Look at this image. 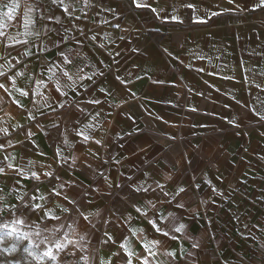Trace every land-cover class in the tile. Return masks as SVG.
<instances>
[{
	"label": "crops",
	"instance_id": "1",
	"mask_svg": "<svg viewBox=\"0 0 264 264\" xmlns=\"http://www.w3.org/2000/svg\"><path fill=\"white\" fill-rule=\"evenodd\" d=\"M13 2L1 223L73 241L61 264H264L261 0Z\"/></svg>",
	"mask_w": 264,
	"mask_h": 264
},
{
	"label": "snow or ice",
	"instance_id": "2",
	"mask_svg": "<svg viewBox=\"0 0 264 264\" xmlns=\"http://www.w3.org/2000/svg\"><path fill=\"white\" fill-rule=\"evenodd\" d=\"M53 3H59L64 11L67 13L68 9L70 7V5L68 4H64V0H52ZM136 2V0H134V3ZM231 2V0H230ZM261 3L264 4V0H261ZM142 5L137 3V7H140ZM19 4L15 2L12 4L7 5L8 8V12L5 13L4 15H7L8 19H13L14 18V12L19 8ZM32 7L29 6L27 8V10L24 13V27L27 29L28 26L30 24H34L35 21L30 17L29 13L32 11ZM153 11H155V9H153ZM69 15H71V13H68ZM0 35H3V33H0ZM17 43H19V41H17ZM68 63H71V61H67ZM2 67V66H0ZM5 72L4 71H0V76H4ZM19 75V73H18ZM63 76L67 77L69 80L72 79V75H70V73L68 71H64L62 73ZM262 75H264V73H262ZM83 78V77H81ZM88 79H91V77H88ZM257 87H260V85H257ZM0 88L4 89L5 91H7V89L5 88V85L0 83ZM59 90V89H57ZM21 94L27 96L28 93L25 91L21 90ZM264 118V117H262ZM85 139H87V137H85ZM97 143H99V141H97ZM5 159H7V157H5ZM7 167H12L11 164H8ZM4 172V168L0 167V173ZM35 175V173L33 174ZM50 175V174H49ZM37 179L39 177H36ZM180 191H184V189H180ZM27 207V205H25ZM39 205H36V208H39ZM64 211H67V209H64ZM46 216H48L51 219H59L58 216H52L50 215V213H46ZM151 224H153V226L156 228L157 232H163V230L159 227L156 226L155 221L150 220L149 221ZM24 224V220L16 218L12 221V224L10 225L9 223H0V241L3 240V238L5 236H12V235H16L18 239H28L29 238V233L24 232L21 233L18 228L15 225H23ZM184 225H181L179 228H176L175 231L179 232L183 229ZM36 235L39 236L40 233L36 232ZM163 235L167 236L168 233L167 232H163ZM173 239H175V237H173ZM40 243H47V237H45L43 240L40 241ZM74 243L71 240H68L67 238H65V240L63 242H61L60 240H54L50 246L46 247L45 250L42 251V253H40L39 255V259L40 260H44L45 258L50 259L51 261H53V264H56V262L58 261V256L61 252H64L65 249H67L68 244ZM153 244L158 243V241H153ZM37 248H39V244L36 245ZM121 247H124L123 245H121ZM145 248L147 249V246H145ZM67 255L70 256H74L75 252L69 250L67 252ZM117 255H119V253H117ZM132 253L128 252V256L131 257ZM149 255H154V253H152L151 251H149ZM168 255H173L172 253H168ZM126 264H132L131 259L129 258L126 262ZM142 264H149V261L147 259V257L143 258Z\"/></svg>",
	"mask_w": 264,
	"mask_h": 264
},
{
	"label": "rangeland",
	"instance_id": "3",
	"mask_svg": "<svg viewBox=\"0 0 264 264\" xmlns=\"http://www.w3.org/2000/svg\"><path fill=\"white\" fill-rule=\"evenodd\" d=\"M37 244L39 248L36 247ZM43 250L44 245L36 241L35 237L18 239L15 234L5 236L0 241V264H53L50 259H39ZM56 264L61 263L57 261Z\"/></svg>",
	"mask_w": 264,
	"mask_h": 264
}]
</instances>
